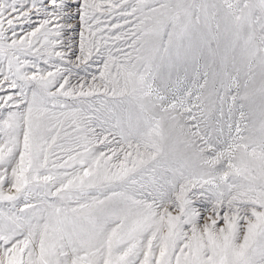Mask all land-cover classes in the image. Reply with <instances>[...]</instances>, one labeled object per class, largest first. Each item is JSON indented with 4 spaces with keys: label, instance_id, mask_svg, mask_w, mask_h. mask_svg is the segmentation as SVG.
Listing matches in <instances>:
<instances>
[{
    "label": "snow or ice",
    "instance_id": "snow-or-ice-1",
    "mask_svg": "<svg viewBox=\"0 0 264 264\" xmlns=\"http://www.w3.org/2000/svg\"><path fill=\"white\" fill-rule=\"evenodd\" d=\"M0 264H264V0H0Z\"/></svg>",
    "mask_w": 264,
    "mask_h": 264
}]
</instances>
